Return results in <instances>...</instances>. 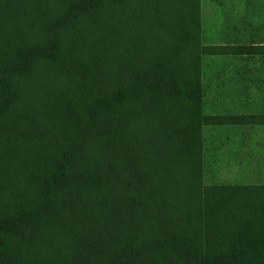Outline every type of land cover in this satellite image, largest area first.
<instances>
[{
    "label": "trees",
    "instance_id": "16d2710c",
    "mask_svg": "<svg viewBox=\"0 0 264 264\" xmlns=\"http://www.w3.org/2000/svg\"><path fill=\"white\" fill-rule=\"evenodd\" d=\"M201 0H0V264H264V184L206 185Z\"/></svg>",
    "mask_w": 264,
    "mask_h": 264
},
{
    "label": "rangeland",
    "instance_id": "374dc122",
    "mask_svg": "<svg viewBox=\"0 0 264 264\" xmlns=\"http://www.w3.org/2000/svg\"><path fill=\"white\" fill-rule=\"evenodd\" d=\"M206 45H264V0H201ZM203 107L264 113V56L203 59ZM230 136V138H229ZM206 185L264 184V127L204 130Z\"/></svg>",
    "mask_w": 264,
    "mask_h": 264
},
{
    "label": "crops",
    "instance_id": "0c3cea01",
    "mask_svg": "<svg viewBox=\"0 0 264 264\" xmlns=\"http://www.w3.org/2000/svg\"><path fill=\"white\" fill-rule=\"evenodd\" d=\"M221 45H224V44H221ZM213 57H219V58H241V57H228V56H213ZM224 128H228V127H224ZM232 129H237V128H232ZM229 138H230V136H229Z\"/></svg>",
    "mask_w": 264,
    "mask_h": 264
}]
</instances>
